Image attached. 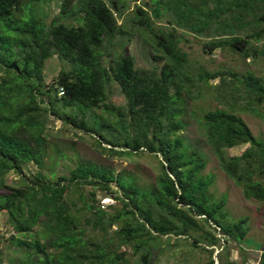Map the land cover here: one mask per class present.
Wrapping results in <instances>:
<instances>
[{
  "label": "trees",
  "instance_id": "trees-1",
  "mask_svg": "<svg viewBox=\"0 0 264 264\" xmlns=\"http://www.w3.org/2000/svg\"><path fill=\"white\" fill-rule=\"evenodd\" d=\"M39 1L0 0V215L10 233L3 241L19 255L16 264H126L128 249L148 264L161 236L197 231L194 215L212 221L224 238L243 242L248 218L223 224L226 197L210 200L211 176L201 174L205 161L178 134L183 93H189L193 78L176 30L209 39L202 44L209 54L227 48L243 57L263 55L255 44L264 41V0H149L134 4L130 24L118 19L140 0H61L49 25L47 13L34 11ZM163 19L170 29L155 32V22ZM134 29L152 35L154 50L164 60L160 68L138 70L133 56L116 54L104 65L114 38ZM53 55L64 68L53 84H46L43 68ZM216 77V98L225 108L203 114L205 140L243 197L263 202L264 139L256 138L237 113L264 120V79L251 71L198 74L206 83ZM111 82L125 97L124 107L107 101ZM103 113L114 121L108 123ZM50 116L94 134L98 143L106 141L111 156H133L143 149L160 155L162 172L154 189L142 191L132 178L88 160L67 176L53 170L45 174ZM247 144L242 156L228 155L229 149ZM31 165L35 169L24 174ZM10 174L20 181H7ZM97 193L110 196L120 209L110 213L96 206ZM194 242L199 244V238ZM218 242L216 235L210 238L211 244ZM13 259L0 250V264H14ZM209 264H214L211 256ZM258 264H264V254Z\"/></svg>",
  "mask_w": 264,
  "mask_h": 264
},
{
  "label": "rangeland",
  "instance_id": "rangeland-1",
  "mask_svg": "<svg viewBox=\"0 0 264 264\" xmlns=\"http://www.w3.org/2000/svg\"><path fill=\"white\" fill-rule=\"evenodd\" d=\"M61 0H41L34 6L37 15L47 13L45 18L46 24H50L51 20L59 13V2ZM75 1V0H72ZM149 0H140L130 3L129 10L124 13L122 19L126 24H130L132 19V7L134 4L141 5ZM248 19H250L248 17ZM70 21V20H69ZM69 21L63 20L64 23ZM154 31L167 32L170 28L165 23V19L155 22ZM127 31H130L126 29ZM247 32L250 26L247 25ZM177 35L180 37L179 47L187 57L186 70L193 78V85H189L187 94L184 91L185 100L184 113L181 115L182 128L178 134L183 137L184 144L189 149L196 150L205 161V167L201 174L204 177L211 176L210 186L207 190L212 202L219 201L222 197H226L224 212L226 219L223 224L233 223L241 217L248 218V234L244 241L239 243L233 238H224L219 234L217 229L215 232V224L212 221L201 219L194 215L197 224V231L190 230L187 235L175 236L169 234L161 236L157 244L152 246L148 264H209L210 256L214 264H258L261 255L264 254V201L260 202L254 199L247 200L243 197L241 188L238 187L219 167L218 161L205 140V128L202 116L206 111L225 108L222 102L216 98V87L220 84V77L211 78L209 82L199 81L198 74L201 71L208 73V77L216 72L222 74L232 71L236 76L246 74L248 71L253 72L257 77L264 79V54L256 57H243L239 53L233 52L227 48L218 49L209 54L203 49V42L209 40L207 38L197 36L196 34L177 29ZM117 36L112 41V46L108 50L112 55L103 56L104 65L113 63L116 55H131L135 60V67L138 70H148L160 68L164 63L160 54H156L152 35L145 33L141 29H134L132 33ZM243 34V33H238ZM259 49L263 48L264 41L255 44ZM64 68L63 62L57 55H53L46 60L43 68V80L46 84H53L56 81L60 70ZM107 101L124 107L126 100L120 92L118 85L114 82L110 83L107 88ZM238 103H243V98H237ZM102 112L101 110H96ZM242 118L252 134L258 139H264V120L256 118L248 112L240 111L237 113ZM103 117L108 123L114 120L103 113ZM103 134H106L104 131ZM47 137V157L43 172L49 174L52 170L56 175H68L70 170L74 169L80 161L88 160L100 165L113 168L116 173L132 178L137 188L142 191L150 192L156 186V179L162 172L160 155L154 156L143 149V153L133 156H111L107 149L111 146L104 140L98 143L94 134L78 129L71 124H63L60 119L50 116ZM109 139L108 136H106ZM249 145H240L227 151L229 156H242L248 150ZM117 149V148H114ZM62 156H61V154ZM249 155V154H248ZM250 159L253 157L250 156ZM34 166L25 168V171H33ZM7 181L12 183L20 181L16 174H10ZM112 187L116 189L115 185ZM86 188V194L89 197V191ZM73 197L79 203V193L73 194ZM95 205L106 212H114L120 209L119 204L105 193H97ZM182 210V207L177 206ZM187 211V210H186ZM192 216V214L190 215ZM5 219L0 215V250L4 256H13V263H17L19 255L8 248L4 238L9 233L4 225ZM116 226L109 229L110 235H114ZM92 235L101 234L91 232ZM219 238V242L210 243V238L215 236ZM209 236V239H207ZM199 238V244H195L194 240ZM212 251L211 255L210 252ZM126 264H142L139 255L134 254L132 250H127ZM220 258V260H219Z\"/></svg>",
  "mask_w": 264,
  "mask_h": 264
}]
</instances>
